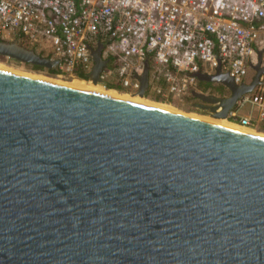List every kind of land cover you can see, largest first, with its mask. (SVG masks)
<instances>
[{"label": "water", "instance_id": "water-1", "mask_svg": "<svg viewBox=\"0 0 264 264\" xmlns=\"http://www.w3.org/2000/svg\"><path fill=\"white\" fill-rule=\"evenodd\" d=\"M0 56L58 71L16 42ZM252 69L198 74L230 95L195 108L227 119ZM0 264H264V137L0 70Z\"/></svg>", "mask_w": 264, "mask_h": 264}, {"label": "built area", "instance_id": "built-area-1", "mask_svg": "<svg viewBox=\"0 0 264 264\" xmlns=\"http://www.w3.org/2000/svg\"><path fill=\"white\" fill-rule=\"evenodd\" d=\"M0 39L49 52L59 76L88 83L101 45L102 86L113 78L135 95L147 62V92L183 104L200 92L198 74L219 70L240 87L264 68V0H0ZM227 119L264 127V74Z\"/></svg>", "mask_w": 264, "mask_h": 264}, {"label": "rangeland", "instance_id": "rangeland-1", "mask_svg": "<svg viewBox=\"0 0 264 264\" xmlns=\"http://www.w3.org/2000/svg\"><path fill=\"white\" fill-rule=\"evenodd\" d=\"M16 39L14 40H10V39H1V41H4V42H7V43H11V42H16L15 41ZM18 45L28 49V50H33L31 47L27 46V45H24V44H21L19 42H16ZM34 52L43 57V58H48L50 60H52V55L49 53V52H42V51H37V50H34ZM11 59H8V58H5V57H1L0 56V67L2 68H8V69H12L13 71H16V72H22V73H25V74H30V75H34V76H42V77H45V78H48V79H55V78H58L61 82H64V83H68V84H79L81 86H89L87 85V81H83V82H86V83H81L82 80H76V79H69V78H66V77H62V76H59L58 74H52L48 71L50 70H47L45 69L44 71H34L32 69H30L28 66H26L25 64L23 63H14V62H11L10 61ZM3 65V66H2ZM32 66V65H31ZM253 72L252 71H249L247 77H245V81L246 82H249L251 80V78L253 77ZM113 80H109L107 83H111ZM92 84V83H91ZM100 86H102V84H100ZM104 87V86H102ZM99 89L101 90H104V91H108V90H111V89H103V88H100L98 87ZM199 91L203 94H206V95H213V96H216V94H219L221 97L222 96H229L230 95V92L229 90L222 84H219V83H211V82H200L199 83ZM115 91V90H113ZM117 93L119 94H123V95H129L127 94L124 90L118 92L116 91ZM149 93V92H147ZM146 93V94H147ZM152 94V93H150ZM154 95H152L150 97V99L148 98H144L143 100L145 102H148L150 104H158V105H161V106H165L167 108H170L172 110H176L177 112H180V113H183V114H186V115H192V116H202V117H209L207 116V114L204 112V111H201L199 109H196L195 108V104L199 103L198 100L194 99L193 102L192 100L190 102H192L191 104H187V103H178V102H170V101H167V102H164V101H161L160 99L158 100L157 98L154 99L155 97H153ZM157 100V101H155ZM251 108H250V105H244L242 106L239 110H238V115H245L247 116L248 113L250 112ZM255 113V110L253 111ZM228 120V119H227ZM228 122L230 123H237L236 121L233 122V121H229ZM255 132H258V133H262L264 134V127H257L256 129H254Z\"/></svg>", "mask_w": 264, "mask_h": 264}, {"label": "bare ground", "instance_id": "bare-ground-1", "mask_svg": "<svg viewBox=\"0 0 264 264\" xmlns=\"http://www.w3.org/2000/svg\"><path fill=\"white\" fill-rule=\"evenodd\" d=\"M0 70L7 71V72H10V73H14V74L21 75V76H25V77H31V78L44 80V81H49V82L56 83V84H59V85H65V86H69V87H72V88L88 90V91H92V92L108 95V96H111V97H116V98H120V99H123V100H128V101H131V102H135V103H139V104H143V105H147V106L156 107V108H159V109H162V110H167V111L183 114V113L177 112L176 110L174 111V110H172L170 108H167L165 106H161V105H158V104H155V105L150 104L148 102H145L143 99L139 98L138 96L123 95V94H119L116 91H112V90L111 91L101 90L98 87L103 88V89H105V88L100 86V85H96V86L92 85L91 83H88V82L86 83V82L81 81V83H86L87 85H89V86H86V85L85 86H81L79 84H68V83L61 82L58 78L48 79V78H45V77H42V76H34V75H30V74H25V73H22V72H16V71H13L12 69H8V68L0 67ZM184 115H186V114H184ZM187 116L194 117V118L201 119V120H205V121L210 122V123H214V124H217V125H220V126H223V127H228V128H231V129H235V130H238V131H241V132H245V133H248V134H251V135H257V136L264 137V134L255 132L254 129H252V128L241 127L238 124L228 122L227 119H214V118H212L210 116L209 117L192 116V115H187Z\"/></svg>", "mask_w": 264, "mask_h": 264}, {"label": "trees", "instance_id": "trees-1", "mask_svg": "<svg viewBox=\"0 0 264 264\" xmlns=\"http://www.w3.org/2000/svg\"><path fill=\"white\" fill-rule=\"evenodd\" d=\"M0 41H1V39H0ZM10 61H11V62H14V63H17V62L14 61V60H10ZM25 65L28 66L30 69H32V70H34V71H44V70H45L44 68H40V67H36V66H31V65H29V64H25ZM48 72H50V73H52V74H57V72H53V71H48ZM78 78H79L80 80H85V76L82 75V74H79V75H78ZM103 86H104L106 89H111L112 91L115 90V91L120 92V91L123 90V89L121 88V86H120L118 83H107V82H105V83L103 84ZM111 90H108V91H111ZM151 96H152V94H150V92L147 93V94H145V98L150 99ZM153 97H155V96H153ZM156 98L159 100L158 97H155L154 99H156ZM191 100H192V102H193L194 98L189 99V102L186 101L185 103H187V104H191V103H192V102H190ZM155 101H157V100H155ZM229 121H231V120H229ZM233 122H235V121H233Z\"/></svg>", "mask_w": 264, "mask_h": 264}, {"label": "crops", "instance_id": "crops-1", "mask_svg": "<svg viewBox=\"0 0 264 264\" xmlns=\"http://www.w3.org/2000/svg\"><path fill=\"white\" fill-rule=\"evenodd\" d=\"M111 79L113 80L111 83H116V82L114 81L115 79H113V78H111ZM111 79H110V80H111ZM108 81H109V80H108ZM108 81H107V82H108Z\"/></svg>", "mask_w": 264, "mask_h": 264}, {"label": "flooded vegetation", "instance_id": "flooded-vegetation-1", "mask_svg": "<svg viewBox=\"0 0 264 264\" xmlns=\"http://www.w3.org/2000/svg\"><path fill=\"white\" fill-rule=\"evenodd\" d=\"M217 95V97H221L219 94H216ZM222 97H227V96H222Z\"/></svg>", "mask_w": 264, "mask_h": 264}, {"label": "clouds", "instance_id": "clouds-1", "mask_svg": "<svg viewBox=\"0 0 264 264\" xmlns=\"http://www.w3.org/2000/svg\"><path fill=\"white\" fill-rule=\"evenodd\" d=\"M34 51V50H33ZM237 124V123H236Z\"/></svg>", "mask_w": 264, "mask_h": 264}]
</instances>
